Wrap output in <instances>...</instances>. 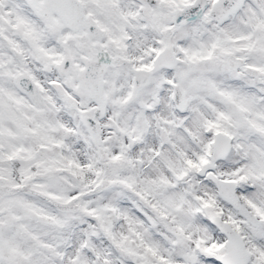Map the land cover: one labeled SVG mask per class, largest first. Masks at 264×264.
Returning <instances> with one entry per match:
<instances>
[{
	"label": "snow or ice",
	"instance_id": "1",
	"mask_svg": "<svg viewBox=\"0 0 264 264\" xmlns=\"http://www.w3.org/2000/svg\"><path fill=\"white\" fill-rule=\"evenodd\" d=\"M0 264H264V0H0Z\"/></svg>",
	"mask_w": 264,
	"mask_h": 264
}]
</instances>
